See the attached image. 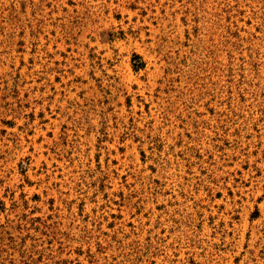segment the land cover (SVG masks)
<instances>
[{"label": "rangeland", "instance_id": "obj_1", "mask_svg": "<svg viewBox=\"0 0 264 264\" xmlns=\"http://www.w3.org/2000/svg\"><path fill=\"white\" fill-rule=\"evenodd\" d=\"M0 264H264V0H0Z\"/></svg>", "mask_w": 264, "mask_h": 264}]
</instances>
